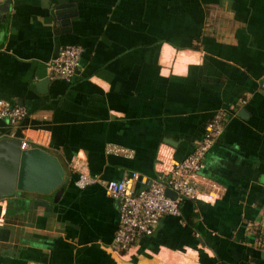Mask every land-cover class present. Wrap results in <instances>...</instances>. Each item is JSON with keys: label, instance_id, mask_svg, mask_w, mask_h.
Instances as JSON below:
<instances>
[{"label": "crops", "instance_id": "0c3cea01", "mask_svg": "<svg viewBox=\"0 0 264 264\" xmlns=\"http://www.w3.org/2000/svg\"><path fill=\"white\" fill-rule=\"evenodd\" d=\"M9 1L0 101L29 116L0 119V139L56 156L66 177L56 203L32 193L0 202V264H264V0ZM71 45L83 48L77 75L51 79ZM221 110L229 120L199 198L130 251L112 250L120 203L101 183L78 188V171L137 174L136 191L166 180Z\"/></svg>", "mask_w": 264, "mask_h": 264}, {"label": "built area", "instance_id": "2783aa9c", "mask_svg": "<svg viewBox=\"0 0 264 264\" xmlns=\"http://www.w3.org/2000/svg\"><path fill=\"white\" fill-rule=\"evenodd\" d=\"M82 54L83 48L80 46L62 47L49 65L51 79L71 81L81 67ZM262 85L264 86V76ZM28 116L29 112L25 108L0 101L1 120L18 125ZM228 120L229 115L225 110L216 113L208 122L203 138L196 142L193 152L174 165L169 178L144 179L141 181L144 188L140 191L134 188L137 174L133 178L103 181L99 176L78 171L76 180L78 188L84 190L101 183L107 195L120 203V225L111 245L112 250L118 253L130 251L140 238L152 236L163 218L181 216V205L184 200L199 198V185L202 171L205 169L206 155L223 134ZM21 142L22 149L33 148L27 140ZM119 152L120 150L116 148L109 150L111 154ZM167 190L174 192L177 198L168 197Z\"/></svg>", "mask_w": 264, "mask_h": 264}, {"label": "water", "instance_id": "95a60500", "mask_svg": "<svg viewBox=\"0 0 264 264\" xmlns=\"http://www.w3.org/2000/svg\"><path fill=\"white\" fill-rule=\"evenodd\" d=\"M63 24L70 23L75 15L70 5H63ZM66 10V11H65ZM10 12V1L0 5V23H4ZM0 35L2 32L0 31ZM66 171L59 159L41 148L22 149L18 139H0V202L22 198L32 193L58 202L62 197ZM167 196L177 195L167 190Z\"/></svg>", "mask_w": 264, "mask_h": 264}, {"label": "trees", "instance_id": "16d2710c", "mask_svg": "<svg viewBox=\"0 0 264 264\" xmlns=\"http://www.w3.org/2000/svg\"><path fill=\"white\" fill-rule=\"evenodd\" d=\"M189 49H198L197 47H193V46H191ZM63 190V186L60 188V190Z\"/></svg>", "mask_w": 264, "mask_h": 264}]
</instances>
